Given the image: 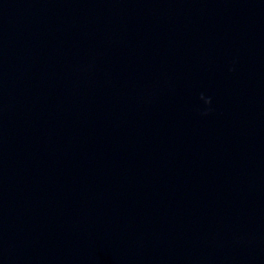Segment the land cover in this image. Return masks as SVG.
Returning a JSON list of instances; mask_svg holds the SVG:
<instances>
[{"label":"water","instance_id":"obj_1","mask_svg":"<svg viewBox=\"0 0 264 264\" xmlns=\"http://www.w3.org/2000/svg\"><path fill=\"white\" fill-rule=\"evenodd\" d=\"M0 264H264V0H0Z\"/></svg>","mask_w":264,"mask_h":264},{"label":"clouds","instance_id":"obj_2","mask_svg":"<svg viewBox=\"0 0 264 264\" xmlns=\"http://www.w3.org/2000/svg\"><path fill=\"white\" fill-rule=\"evenodd\" d=\"M208 103H210V100L209 101H207Z\"/></svg>","mask_w":264,"mask_h":264}]
</instances>
